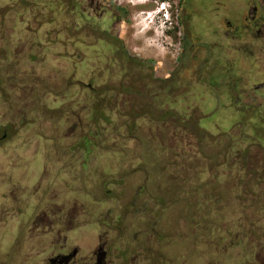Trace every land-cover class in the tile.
<instances>
[{
  "label": "rangeland",
  "instance_id": "obj_1",
  "mask_svg": "<svg viewBox=\"0 0 264 264\" xmlns=\"http://www.w3.org/2000/svg\"><path fill=\"white\" fill-rule=\"evenodd\" d=\"M251 3L190 0L184 12L178 1L0 0V138L8 133L0 141V264H8L14 252L5 221L22 237L37 234L40 229L25 224L34 206L64 204L46 194L49 188L78 201V220L94 219L102 188L107 182V189L114 186L119 175L113 201L121 191L130 205L144 178L139 198L146 192L149 202L166 203L162 215L174 240L162 242L168 264H193L208 255L209 243L215 245L210 236L219 229L255 230L246 238L257 264H264V181L257 178L264 168V101L251 106L233 94L253 92V83L264 81V49L257 39L252 35L240 44L231 38L241 34ZM244 55L250 70L238 62ZM128 57L150 64L161 79L171 74L172 86L189 96L187 103L176 106L159 91L162 82L153 83L156 90L149 93L145 79H137L146 78L148 69ZM32 86L35 91L22 99L21 88L28 92ZM261 87L258 97L264 96ZM32 101L26 123L39 111L42 127L36 126L35 140L18 147L32 155L22 160L7 151L33 133L27 132L31 126L16 135L6 118H18L23 104ZM164 103L168 114L158 106ZM164 115L182 120L162 124ZM239 166L246 167L244 179L235 174ZM79 167V177L71 174ZM62 182L69 192L58 186ZM233 187L243 188L244 205L230 206ZM145 197L132 211L143 207ZM11 198L17 208L5 211ZM133 214L129 223L141 213ZM124 217L127 224L129 214ZM255 220L260 226H253Z\"/></svg>",
  "mask_w": 264,
  "mask_h": 264
},
{
  "label": "flooded vegetation",
  "instance_id": "obj_2",
  "mask_svg": "<svg viewBox=\"0 0 264 264\" xmlns=\"http://www.w3.org/2000/svg\"><path fill=\"white\" fill-rule=\"evenodd\" d=\"M230 26H232V22L228 20L227 29L225 30L227 35L230 34ZM242 26L241 34H233L231 36L232 40L244 44L248 37H252L253 35L254 38L257 39L255 42H258L260 49L263 50L264 5L260 4L257 0H252L249 12L244 15ZM231 29L234 30V28ZM261 41L263 43H261ZM138 61V59L134 61L137 67H146L149 71L146 78L143 76H137V79H140V81H144L145 79V84L149 93L150 91L156 90L153 83L162 82L161 86H158L160 87L159 91L167 92L169 97L174 99L173 101L176 106L181 107L187 103L186 99L189 96L181 95L183 91L177 90V87L172 86L171 74L164 75L161 79L153 73L154 69L150 64L145 66L143 61H141L142 63H139ZM238 62L241 63L244 69L248 68L250 70L253 68L248 57H245V55L244 57L241 56V58L238 59ZM263 82H254L252 85L254 91L250 93H247L245 89H243L242 92L235 91L234 88L233 94L237 97L236 102L239 103V100L241 99L243 103L247 102V104L251 106H253L252 103L256 105L262 104L264 96L258 97L260 93L257 91L263 88L261 87L264 86ZM26 88L27 87L21 88L25 96L22 97V99L26 98L32 90L33 92L35 91V86L30 87L28 92L26 91ZM33 104H35V101L23 104L22 111L18 115V118H6L14 124L16 132L24 127L27 128L28 126H31L28 127L27 132L31 131L33 133H25L22 137L23 143L16 147H12L7 151V153H13L17 157L22 158V160L30 158L32 155H24L25 153H22L23 151H20L18 147H22L23 144L25 145L30 141L35 140L33 137L36 126L42 127V124L40 123V113H38L39 111L34 113L35 118H32L33 120L30 123H26L27 113ZM158 106L167 109V114L169 113V105L164 103L162 105L159 104ZM188 106L192 105L189 104ZM164 116L166 117L161 118L163 120L162 124H168L170 120H182V118H170L169 116L167 117V115ZM4 124L5 122L0 123V127ZM33 124L34 126H32ZM75 126L77 125L74 124L70 126L68 131L74 129ZM82 132H84V128H82ZM18 133L19 132L15 134L17 135ZM28 134H30L29 137H27ZM81 136L85 137L87 134L84 132ZM7 137L8 133L7 130H5L3 138H0V141H4ZM81 167H79V170L71 174H76V177H79ZM245 169L246 167L239 166L237 167L235 174L243 173L241 178L244 179L246 173L242 172V170L245 171ZM58 170L64 173L68 171L66 168L63 170L62 168H58ZM19 173L22 177L25 175L24 171ZM249 173L251 174V172ZM258 174L260 175L257 178L260 181H264V168ZM120 178L121 176L119 175L117 180H113L115 181L114 186H109L107 189V182L102 188V194L99 197L100 203L97 207H93L96 210L93 214L96 216L94 219L86 218L83 221L77 219L78 211L80 210V207L77 206L78 201L71 200L70 194L68 193L70 188L67 183L62 182L58 186L66 185L69 197L66 198L62 195V192L60 193L56 191L58 190L56 189L58 187L49 188L46 191V194L58 196L64 204L58 205L52 201L38 202L34 206L27 222H25L28 226H33V229H40L37 234L32 232L22 237L19 231H14L12 223L10 224L5 221L4 227L8 228L9 225L7 244L8 247L14 251L8 264H168L171 262L167 259L165 253L166 245L171 241L174 242L171 231L165 226L167 223V214L165 216L162 215V212L166 210V203H151L149 202V199H147V193L143 192V194L146 195L143 207H139L132 211V208L136 206L135 202L143 197L142 194L139 198L138 194L142 193L140 191L142 188L140 184L144 182V178L142 182L134 188L135 196L131 199L130 205H128L129 203H123V192H119L117 189L115 193L119 192V197L113 201L109 196L112 195L113 190L117 188V181ZM234 178L238 179V177ZM250 179L251 181H248L252 182L251 177ZM236 183L237 182L235 181L233 184L236 185ZM10 188L7 190V193L9 190V193L14 192V186ZM232 192L233 200L230 206H232L234 202L239 205H244L247 198L243 188L241 187L238 189L236 187L235 189V187H233ZM215 194H218V191ZM257 198L258 196L255 194L253 199L256 200ZM71 201L72 203H70ZM87 207H89V210H93L92 205L89 204ZM2 208L5 211H15L17 208L16 198H11V201L7 206L4 205ZM123 211L129 214L127 224L125 223L126 220L124 219ZM132 212H134L133 215H138L137 213L139 212L141 214H139L140 216L138 218H134L132 223H129L130 213ZM254 222L253 226H260V224H257V220ZM224 231L225 230L222 231L221 229L213 231L210 240L215 245L212 247L209 243V247H205L207 252H209L208 255L201 256L200 258L195 257L194 260H190V262L193 264H257L254 256H252L254 253L252 252V249L254 248H250L248 238H246V236L251 232H255V230L246 229L242 234H226V232H230V229L227 230L225 234ZM144 239L146 242H144ZM163 241H165V244L166 242L168 243L163 246ZM203 242L206 243L207 241L205 240ZM238 248L239 251L235 252V249L237 250ZM178 254L180 255L181 253L178 252Z\"/></svg>",
  "mask_w": 264,
  "mask_h": 264
},
{
  "label": "trees",
  "instance_id": "obj_3",
  "mask_svg": "<svg viewBox=\"0 0 264 264\" xmlns=\"http://www.w3.org/2000/svg\"><path fill=\"white\" fill-rule=\"evenodd\" d=\"M158 2H169L171 4H174L176 1H178L179 5L182 7V10L185 12V11H188V5H189V1L190 0H157ZM183 18L185 20H187L189 18V16H183ZM186 42L188 40V33H186ZM123 45H122V49H123ZM129 59H131L132 61H136V59H132L130 57H128ZM139 63H142L140 60L138 61ZM145 66L148 64V63H143Z\"/></svg>",
  "mask_w": 264,
  "mask_h": 264
},
{
  "label": "crops",
  "instance_id": "obj_4",
  "mask_svg": "<svg viewBox=\"0 0 264 264\" xmlns=\"http://www.w3.org/2000/svg\"><path fill=\"white\" fill-rule=\"evenodd\" d=\"M50 119H51V120H55V119H57V115H56V117H55V118H52V117H50Z\"/></svg>",
  "mask_w": 264,
  "mask_h": 264
}]
</instances>
